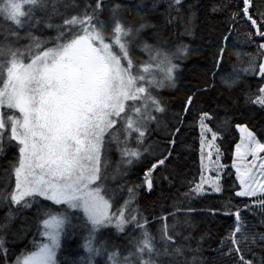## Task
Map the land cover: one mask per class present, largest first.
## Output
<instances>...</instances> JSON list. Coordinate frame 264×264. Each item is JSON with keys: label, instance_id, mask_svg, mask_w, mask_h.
<instances>
[{"label": "snow or ice", "instance_id": "6c2138e0", "mask_svg": "<svg viewBox=\"0 0 264 264\" xmlns=\"http://www.w3.org/2000/svg\"><path fill=\"white\" fill-rule=\"evenodd\" d=\"M238 39L255 53L225 76ZM255 112L264 0H0V264H264ZM205 218L225 219L218 238Z\"/></svg>", "mask_w": 264, "mask_h": 264}, {"label": "trees", "instance_id": "16d2710c", "mask_svg": "<svg viewBox=\"0 0 264 264\" xmlns=\"http://www.w3.org/2000/svg\"><path fill=\"white\" fill-rule=\"evenodd\" d=\"M213 23H218V21L213 22V21H209V27H212ZM203 35H207V31H205L203 33ZM199 43V42H198ZM194 45L195 46H198ZM234 43L237 44V47L235 49H233V52L231 55L226 56L223 62V72L225 76L231 75L233 73V68H240L241 66L246 67V63L245 61H247L248 59V53H255V46H252L251 48H249L242 39H238L237 41H234ZM239 52L240 55L237 56L236 53ZM196 60L197 58L194 56L192 58L191 61L188 62V69L185 70V74H184V78H183V82L180 85V87L182 88L184 85H186L188 83V78H189V73L192 67L196 66ZM247 79L249 81H251L253 88H255V84H256V78H253L251 75H249L247 77ZM161 92L164 94L165 98H167V93H168V89H162ZM243 119H247L250 121V123L252 125H255L257 127H259V125L264 122V115L260 114L259 112H255V113H249L246 117H242ZM235 136L238 138V132L235 133ZM153 140H156L157 137L153 136L152 137ZM182 140H187V145H184L181 147L182 151H187L189 154L186 157L187 160V167L184 169V173L187 176V178L189 180H191L193 177H195L196 179H199V154H198V140L196 137V134H194L191 130L185 133L184 137H181ZM233 137L229 136V141L227 144H225V148H228L229 145L232 143ZM196 144L197 145V150L196 151H191L190 150V146ZM226 158L222 161L224 163L227 164H231V159L227 158L230 156V152L225 154ZM106 163H107V172L109 175V183L112 184L114 183V181L111 179L112 176L115 173V169L117 166V162L119 161V155L118 153H116L115 151L109 152L107 153L106 157ZM128 179H131L132 181H135L136 176L135 175H131L130 177H128ZM234 179V177H230L229 180ZM164 194L165 196L168 195V187L165 184L164 185ZM160 195V190L158 189L157 192L152 195V196H148L147 193H145L144 195H141L139 197V203L137 204V207L141 210H143V208L146 205H150L152 204L153 201H155L157 199V197ZM170 203V202H169ZM209 203H216V204H223L225 203V201L222 200H215V201H209ZM4 208L0 207V215H3L4 212ZM159 210V209H157ZM251 219V217H250ZM202 227H210L211 231H212V237L213 239L218 238L220 236V234L222 232H224L225 228L227 227V224L225 222V219L223 218H217L216 220H211L208 218H205L204 223L201 225ZM30 247V246H29ZM74 245H70L64 252V254L61 256V259H73L75 258V252L73 251L74 249ZM206 247V245H205ZM12 250L13 252H19L23 250V245L22 244H15L12 246ZM205 255H207V253H205Z\"/></svg>", "mask_w": 264, "mask_h": 264}, {"label": "rangeland", "instance_id": "374dc122", "mask_svg": "<svg viewBox=\"0 0 264 264\" xmlns=\"http://www.w3.org/2000/svg\"><path fill=\"white\" fill-rule=\"evenodd\" d=\"M238 135H239V133H238ZM107 155V154H106Z\"/></svg>", "mask_w": 264, "mask_h": 264}]
</instances>
